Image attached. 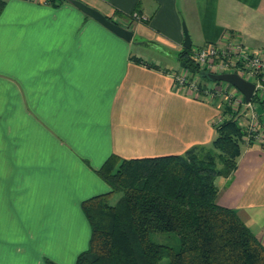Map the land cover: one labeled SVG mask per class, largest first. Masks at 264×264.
Returning a JSON list of instances; mask_svg holds the SVG:
<instances>
[{
  "label": "crops",
  "instance_id": "crops-1",
  "mask_svg": "<svg viewBox=\"0 0 264 264\" xmlns=\"http://www.w3.org/2000/svg\"><path fill=\"white\" fill-rule=\"evenodd\" d=\"M80 1L131 40L66 0H3L0 264H75L90 237L81 202L110 189L95 171L110 154H182L212 141L217 99L173 78L183 24L189 49L228 37L264 47V0ZM215 184L217 203L264 245V143L242 140L235 170Z\"/></svg>",
  "mask_w": 264,
  "mask_h": 264
},
{
  "label": "trees",
  "instance_id": "trees-1",
  "mask_svg": "<svg viewBox=\"0 0 264 264\" xmlns=\"http://www.w3.org/2000/svg\"><path fill=\"white\" fill-rule=\"evenodd\" d=\"M2 5L0 0V10ZM190 51H179L180 66L202 73ZM259 106L264 116V99ZM214 128L209 144L193 145L182 154H110L95 170L110 189L81 202L90 237L75 264H264V245L234 209L216 201L215 179L235 170L243 129L235 115ZM164 233L175 235L177 245L153 238Z\"/></svg>",
  "mask_w": 264,
  "mask_h": 264
},
{
  "label": "built area",
  "instance_id": "built-area-1",
  "mask_svg": "<svg viewBox=\"0 0 264 264\" xmlns=\"http://www.w3.org/2000/svg\"><path fill=\"white\" fill-rule=\"evenodd\" d=\"M130 16L131 18L137 19L139 21H144L147 18L146 16L141 15L138 12H132ZM217 43H219L220 45H218ZM217 43H210V45L205 44L197 48L195 50V59L202 64L206 62L207 66L211 68V72L209 73L219 74L230 72L229 70H235L232 72H236L246 80L254 83L255 87L251 100L249 102H245L242 96V98H239V102H236V107H234L233 109H236L237 112V106L240 105L239 103L241 102H243V104L246 106L245 117L247 119V122L240 123L244 132L243 138L246 140L245 142L254 140L259 143H264V135H257V133L254 132L255 128L253 125L254 119L257 115L255 107L259 104V99L261 98V96L264 95V47L258 50H254L251 49L248 45L239 42V40L230 37L226 38V40L224 41ZM212 57L214 59L210 60V58ZM186 75V69H181L174 74L173 78L175 80V83L178 84L179 87L186 89V91L190 92L193 96L197 97L198 95H200L212 100L214 99V97L200 94L198 82L199 80L197 76L196 79L190 78L187 80ZM237 115L238 121L240 122V113ZM219 118L218 120H220ZM216 121L217 120H215V123Z\"/></svg>",
  "mask_w": 264,
  "mask_h": 264
},
{
  "label": "rangeland",
  "instance_id": "rangeland-1",
  "mask_svg": "<svg viewBox=\"0 0 264 264\" xmlns=\"http://www.w3.org/2000/svg\"><path fill=\"white\" fill-rule=\"evenodd\" d=\"M241 42V41H239ZM194 43H197V40L194 38ZM242 43V42H241ZM218 45H220L219 43H217ZM225 44V43H224ZM207 45H210V43ZM225 46V45H224ZM199 48V47H195V48H191L190 51V59L199 67V69L202 71V73H192L190 72V70H188L187 68H183L187 70V75L186 78L187 80L190 78L196 79L198 77V82H199V90H200V94H204L205 96H211L214 97V99H217L218 102V114H217V120L216 123H219L223 120H226L227 118H229L231 115H235L236 117H238L237 114L240 113L239 115V120L240 123L241 122H247L246 119V106L243 104V102L239 103L240 105L237 106V112L236 109H233L234 107H236V102H239V98H242L241 93L232 85L225 83V82H219V81H211L209 77H204V74L211 72V68H209L206 64V62H204L203 64L196 61L195 59V50ZM179 53V52H178ZM177 53V54H178ZM214 58H210V60H213ZM231 69V68H229ZM230 72L235 71V70H229ZM195 76V77H194ZM197 76V77H196ZM203 97V96H202ZM213 99V100H214ZM261 99H264V95L261 96ZM255 111H256V117L254 119V132L258 134H262L264 135V116L261 115V110H260V106L259 104L255 107ZM221 117V118H219ZM218 118L220 120H218ZM253 135V134H252ZM243 141H246L243 137H242ZM251 141V140H250ZM119 196V193L116 192L112 195L110 201L114 202L116 201L117 197ZM175 235L173 234H153V238L158 241V242H165L168 243L170 246H175L177 245V241H176V237H174Z\"/></svg>",
  "mask_w": 264,
  "mask_h": 264
},
{
  "label": "water",
  "instance_id": "water-1",
  "mask_svg": "<svg viewBox=\"0 0 264 264\" xmlns=\"http://www.w3.org/2000/svg\"><path fill=\"white\" fill-rule=\"evenodd\" d=\"M79 10H81L87 16L98 21L102 26L118 35L126 41H130L132 38V31L123 27L116 22L110 20L107 16L102 14L97 9L87 5L86 3L80 0H66ZM184 40L183 46L186 49L191 47V40L186 26L183 24ZM208 77L213 81H223L234 86L243 96L245 102H249L252 98L254 91V83L246 80L236 72H224V73H208Z\"/></svg>",
  "mask_w": 264,
  "mask_h": 264
}]
</instances>
